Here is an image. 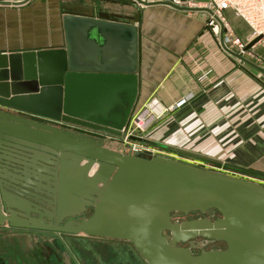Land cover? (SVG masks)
I'll use <instances>...</instances> for the list:
<instances>
[{"label":"water","instance_id":"95a60500","mask_svg":"<svg viewBox=\"0 0 264 264\" xmlns=\"http://www.w3.org/2000/svg\"><path fill=\"white\" fill-rule=\"evenodd\" d=\"M132 1L212 14L169 0ZM139 15L64 4L62 46L0 52V107L124 138L139 94ZM215 19L220 47L264 82V68L228 47ZM193 212L200 215L176 218ZM4 225L123 241L144 264H264V185L167 154L120 153L0 109ZM213 243L222 245L206 248Z\"/></svg>","mask_w":264,"mask_h":264},{"label":"crops","instance_id":"0c3cea01","mask_svg":"<svg viewBox=\"0 0 264 264\" xmlns=\"http://www.w3.org/2000/svg\"><path fill=\"white\" fill-rule=\"evenodd\" d=\"M112 1L117 5L109 13L140 14L137 104L146 121L145 143L173 157H193L215 170L264 182L259 175L264 174V82L259 75L220 47L218 35L205 23L206 12L139 9L132 0ZM53 2L0 6V52L62 46L61 15ZM225 14L235 32L246 38L247 25L231 11ZM254 53L256 57H246L264 68V47ZM186 95L188 102L175 108Z\"/></svg>","mask_w":264,"mask_h":264},{"label":"rangeland","instance_id":"374dc122","mask_svg":"<svg viewBox=\"0 0 264 264\" xmlns=\"http://www.w3.org/2000/svg\"><path fill=\"white\" fill-rule=\"evenodd\" d=\"M53 3L57 7L59 15L63 12V5L61 7L60 4L91 6L94 8L95 13L98 11L108 12L111 10L109 9L110 7L117 5L112 0H54ZM233 17L237 18L234 14ZM262 45H256L254 51L263 49L264 46ZM261 61L264 62L263 59ZM141 108L142 105L140 106L139 102L138 104L136 102L131 119L125 129L126 137L118 138L111 135H101L104 139V146L120 153H127L131 142L148 145L143 140L146 126L137 127L133 123L134 117L139 114L138 110L140 111ZM0 109L12 114L24 115L21 112L1 107ZM57 126L81 132V134L92 139L100 136V134H94L86 129L63 122H58ZM129 136L139 137L140 139L129 140L127 138ZM173 155L175 159L180 161L207 169H211L210 166H212L213 169L212 164L196 163L193 157L175 153ZM197 216L199 214H195L192 218ZM176 218L179 220L185 219V217L181 216ZM66 246L68 250L65 248ZM219 246L221 245L213 243L207 245L206 248ZM49 253L51 254L50 258L48 257ZM0 264H143V262L134 249L123 241L95 237L55 236L0 228Z\"/></svg>","mask_w":264,"mask_h":264},{"label":"built area","instance_id":"2783aa9c","mask_svg":"<svg viewBox=\"0 0 264 264\" xmlns=\"http://www.w3.org/2000/svg\"><path fill=\"white\" fill-rule=\"evenodd\" d=\"M169 1L174 5L184 7H207L212 14L206 13V25L215 35H218L220 25L215 19V17H217L224 30L223 39L225 44L234 51L241 53L243 56L256 57L254 53L255 46L264 44V0H208L205 4L197 3L194 0ZM226 11H231L237 18L247 25L249 33L246 38H241L235 32L230 21L226 17ZM189 99L190 95L179 98L174 104V107H182ZM133 123L137 127L146 125V121L141 118V114L134 117ZM129 150L145 158H149L157 154H165V152L155 146L137 142H131ZM210 167L212 169V166ZM261 184L264 185V182H261Z\"/></svg>","mask_w":264,"mask_h":264},{"label":"flooded vegetation","instance_id":"af4514ba","mask_svg":"<svg viewBox=\"0 0 264 264\" xmlns=\"http://www.w3.org/2000/svg\"><path fill=\"white\" fill-rule=\"evenodd\" d=\"M122 100L124 101L123 98H122ZM126 107L127 106H126V103L125 102H124V104H117L116 107L114 108V111L116 113H118V114L123 115V112L125 111ZM133 109H134V107H133ZM133 109L131 110L130 117L128 119L129 121L131 119V116H132V113H133ZM20 116H25V117H28V118H31V119H34V120H37V121H40V122H43V123H47V124L52 125V126L58 128V129H61V130L65 129V131H69V132H72V133H76V134L85 136V135L81 134V132H77V131H74L72 129L60 128V127L57 126V123L58 122H55V121H49V120L41 119V118H38V117H35V116H31V115H28V114H24V115H20ZM129 121H128V123H129ZM128 123H127V125H128ZM66 124H68V123H66ZM69 125H72V124H69ZM127 125H126V127H127ZM74 126H76V125H74ZM76 127H79V126H76ZM79 128H83V127H79ZM83 129H86V128H83ZM86 130H88V131H90V132H92L94 134H100V136L95 137L94 139H96V140H102L103 146H104V139H103V137H101V135H109V134H105V133H101V132L93 131V130H89V129H86ZM111 136H113V135H111ZM85 137L89 138L88 136H85ZM90 139H92V138H90ZM0 228L12 229V228H9L7 225H4L3 227H0ZM13 230L33 232V233H43V234H49V235H55V236H58V235L59 236H65L66 235V234H59V233H54V232L35 231V230H26V229H13ZM66 236H71V237H86V236H82V235H78V236L66 235ZM65 248L68 250L67 246ZM53 254L55 255V253H53ZM48 257L49 258L51 257V254L50 253L48 254Z\"/></svg>","mask_w":264,"mask_h":264},{"label":"trees","instance_id":"16d2710c","mask_svg":"<svg viewBox=\"0 0 264 264\" xmlns=\"http://www.w3.org/2000/svg\"><path fill=\"white\" fill-rule=\"evenodd\" d=\"M195 214H199L198 212H193V213H190L188 216H183V215H177L176 217H185V218H192ZM218 214V213H217ZM200 215V214H199ZM218 244H220V245H222V243H218Z\"/></svg>","mask_w":264,"mask_h":264}]
</instances>
